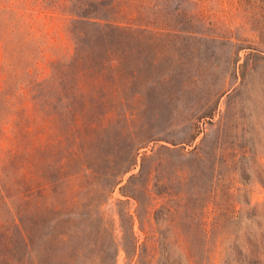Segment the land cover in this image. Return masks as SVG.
Here are the masks:
<instances>
[{
    "label": "rangeland",
    "instance_id": "374dc122",
    "mask_svg": "<svg viewBox=\"0 0 264 264\" xmlns=\"http://www.w3.org/2000/svg\"><path fill=\"white\" fill-rule=\"evenodd\" d=\"M0 264H264V0H0Z\"/></svg>",
    "mask_w": 264,
    "mask_h": 264
},
{
    "label": "trees",
    "instance_id": "16d2710c",
    "mask_svg": "<svg viewBox=\"0 0 264 264\" xmlns=\"http://www.w3.org/2000/svg\"><path fill=\"white\" fill-rule=\"evenodd\" d=\"M121 12H122V10H121ZM81 19H83L87 23H90L91 19L97 20L98 22H93V23L100 28L101 32L108 30V29H120L121 28L119 25L121 22H119L117 18L107 19V18H105V16H102V17L98 16L95 18H91L90 16L83 15V16H81ZM84 172L87 176H93V174H94L93 169L89 166H87L85 168ZM126 172H127V170L124 171L121 175H123ZM119 178H121V177H119ZM119 182H120V180H118L116 182V184H118Z\"/></svg>",
    "mask_w": 264,
    "mask_h": 264
}]
</instances>
